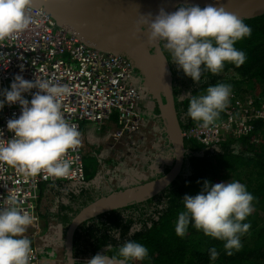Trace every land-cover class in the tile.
Wrapping results in <instances>:
<instances>
[{
  "label": "clouds",
  "instance_id": "obj_1",
  "mask_svg": "<svg viewBox=\"0 0 264 264\" xmlns=\"http://www.w3.org/2000/svg\"><path fill=\"white\" fill-rule=\"evenodd\" d=\"M30 4L31 0H0V43L35 22L27 12ZM145 17L149 19L139 24L147 25L149 41H163L171 57L169 61L196 84L204 73L215 76L226 63L240 67L246 61V53L235 44L250 36L251 28L224 7L213 3L203 8L182 4L173 12L161 8L154 18L150 14ZM32 89L37 91L29 100L24 94ZM71 93L68 84L37 78L31 81L17 74L10 88L0 91V111L5 105L20 107L19 116L14 114L6 121L12 137L4 139V129H0V163L16 168L25 177L42 172L56 179L70 177L74 161L67 153L81 144L82 135L62 110V100ZM231 94V85L216 83L210 84L203 94L183 96L189 101L186 115L202 128L214 126L228 106ZM181 200L183 207L178 212L176 235L183 237L191 225L205 236L223 242L228 255L242 247L241 237L250 228L244 221L253 212L254 200L246 185L238 180L220 183L205 180L197 194H185ZM35 219L18 205L15 194L9 195L7 206L0 207V264H29L32 247L24 234ZM119 233L113 229L110 234L117 238ZM209 252L210 259L215 261L219 255L216 248ZM148 255L145 245L126 240L116 246L108 243L104 252L84 264H134L145 261Z\"/></svg>",
  "mask_w": 264,
  "mask_h": 264
},
{
  "label": "trees",
  "instance_id": "obj_2",
  "mask_svg": "<svg viewBox=\"0 0 264 264\" xmlns=\"http://www.w3.org/2000/svg\"><path fill=\"white\" fill-rule=\"evenodd\" d=\"M242 20L251 28V35L238 41L235 47L246 53L245 63L240 67L226 63L223 71L215 76L210 72L204 73L199 84L185 76L182 70L176 75L178 69L169 61L171 57L163 46L173 70L178 117L184 115L185 119L183 130L195 122L186 115L188 99L182 97L177 101L178 93L183 92V96L200 95L210 84L225 83L239 93V89H243L264 95V14ZM178 85L183 86L178 89ZM184 145L185 161L180 174L167 187L151 198L106 211L76 228L73 255L77 264H84L97 253L104 252L108 243L116 246L126 240L140 242L148 248L146 260L134 264H264V120H257L254 131L245 137L225 139L211 145L186 138ZM170 169L171 165L166 166L151 180ZM205 180L212 183L238 180L254 197L253 212L244 221L250 224V228L241 237L242 247L238 251L233 250L231 255L226 253L223 242L205 236L191 225L183 237L175 233L178 212L183 207L181 199L185 194H197ZM58 184L65 187L67 182ZM90 191L82 185L79 193L69 192L73 205L60 204L59 208L65 214H57L63 223L69 222L83 205L98 196L97 192L93 194ZM113 229L120 232L117 238L110 234ZM213 247L219 253L215 261L210 259L209 250Z\"/></svg>",
  "mask_w": 264,
  "mask_h": 264
},
{
  "label": "built area",
  "instance_id": "obj_3",
  "mask_svg": "<svg viewBox=\"0 0 264 264\" xmlns=\"http://www.w3.org/2000/svg\"><path fill=\"white\" fill-rule=\"evenodd\" d=\"M27 12L35 21L29 29L0 43V91L10 88L17 74L31 81L37 78L68 84L72 93L62 100V110L70 124L80 131L81 122L101 123L115 113L117 127L113 136L128 137L132 141L133 134L143 125V115L138 108L140 90L129 81L133 72L131 63L122 56L87 46L76 35L58 26L40 7L29 5ZM239 90L240 93L232 89L230 102L216 125L202 128L194 123L183 130L182 135L202 145L250 135L255 122L264 120V95ZM35 91L37 89L24 94L25 98L30 100ZM14 114L16 117L20 114L18 104L5 105L0 111L4 139L13 135L7 131L6 121ZM82 152L81 141L75 150L67 153L74 163L72 174L66 179L47 177L43 172L35 177H25L16 168L0 163V207L7 206L9 195L15 194L18 205L36 218L32 229H39L37 199L40 184L55 180L85 181ZM31 247L29 264H38V251L33 245Z\"/></svg>",
  "mask_w": 264,
  "mask_h": 264
},
{
  "label": "water",
  "instance_id": "obj_4",
  "mask_svg": "<svg viewBox=\"0 0 264 264\" xmlns=\"http://www.w3.org/2000/svg\"><path fill=\"white\" fill-rule=\"evenodd\" d=\"M212 3L241 19L264 14V0H31V6L42 8L58 26L76 35L87 46L122 56L138 70L143 78V90L158 102L167 138L176 156L171 169L161 177L102 193L78 210L66 231L69 264H76L73 236L82 222L151 198L167 187L181 170L185 147L176 113L171 70L161 41L150 42L147 25L139 23L149 19L145 17L149 14L154 18L161 8L173 12L182 4L204 7Z\"/></svg>",
  "mask_w": 264,
  "mask_h": 264
},
{
  "label": "crops",
  "instance_id": "obj_5",
  "mask_svg": "<svg viewBox=\"0 0 264 264\" xmlns=\"http://www.w3.org/2000/svg\"><path fill=\"white\" fill-rule=\"evenodd\" d=\"M146 124L147 129H150L151 131V134L148 136V138L146 139L145 137H143L146 134L147 130L139 134V132L141 131L139 129L133 134L132 141L134 143H129V141L131 142V140L128 137L115 138L113 136V133L117 127L116 118H114V116L101 123L90 121H83L80 123V132L82 134V150L89 151L90 153L94 154L96 160L97 156H104L105 163L102 169V175H97L99 176V179L103 181L102 185L109 180H113L111 178V175L113 176V178H115L113 182L121 179L123 173L120 170H126L124 169V166L127 165L126 160H129L130 164L132 165V171H136L139 169L137 167H134L135 165H142L141 167L143 168L147 163V167L149 165V168H151L150 165H152L153 162H156V159L153 155L156 154V148L161 146L162 142H159L160 140L157 138L155 132L151 129L150 124ZM142 137L147 144L145 147L146 150L144 149L143 152H135L134 149L138 145H140V138ZM144 144L145 143H143V145ZM119 147L122 148V151H119ZM128 151H131L130 156L132 157L130 158L127 155L129 153ZM133 153L135 155H133ZM111 156H113V158L109 159V157ZM156 156L158 155L156 154ZM107 159L109 160L107 161ZM154 175L157 176L158 173H154ZM95 176L96 173L92 178L94 179ZM129 178L131 179L133 177L131 176ZM63 182H67V185L65 187L58 184ZM76 184L78 185V183L76 182L63 180L43 182L40 184L39 196L37 199L39 229L37 228V230L35 231L29 227L27 229V232L24 234L30 239L31 245H33L38 251V264H69L65 242L66 231L72 218L70 219L69 223L65 225L59 219V216L57 214L60 204H65L64 202L70 203L71 194H69V192L73 194L78 191L79 188L76 187ZM123 184L124 183L120 180L117 181L116 186H114L111 191L123 186ZM55 218H57L62 223V225L60 224L61 227L60 231H58V235H56L53 229L55 228V224H57ZM57 226H59V224Z\"/></svg>",
  "mask_w": 264,
  "mask_h": 264
},
{
  "label": "flooded vegetation",
  "instance_id": "obj_6",
  "mask_svg": "<svg viewBox=\"0 0 264 264\" xmlns=\"http://www.w3.org/2000/svg\"><path fill=\"white\" fill-rule=\"evenodd\" d=\"M163 46H164V43H163V41H161L162 51H163ZM168 65H169V62H168ZM169 68L171 70L172 89H173V94H174L175 92H174L173 85H175V83L173 82V79H174L173 70L170 67V65H169ZM174 69H176V68L174 67ZM178 73H179V70H177V72H176L177 76H178ZM129 81H130V83H132L135 87H137L140 90V97H139V100H138V108H139V111L141 112V114L143 115V125L140 128L141 131L139 132V134L143 133V131L147 130L146 134L143 137H145L146 139L148 138V136L151 134V131H150V129H147V127H146L147 124L146 123H149L151 129L155 132L157 138L160 140L159 142H162V143H161V146L156 148L155 153L158 156H156V154L153 155L154 158L156 159V162H153L152 165H150L151 168L147 167V163L144 165L143 168L141 167L142 165L141 166L135 165L134 167L139 168L138 170L132 171L133 169L131 170V169L128 168V170L126 169V171L123 172L121 179H119V177H118V179L121 182L124 183L123 184L124 187H130V186H134V185H137V184H141V183H143L145 181H149V180H151L152 177H156V175H154V173L162 172L163 169L166 166H168V165L172 166V164L176 161L174 148H173V145L168 141V138H167L168 137V133L166 131L167 130L166 129V124H165V122L163 120V117L160 115V109H159V105H158L157 100L152 96L151 93L145 92L143 90V88H142L143 78H142V76L140 75V73L138 72L137 69H133L132 76H131ZM182 86L183 85H178L177 87H178V89H181ZM177 95H178L177 101H179L183 97L184 93L181 92V93H178ZM162 97H164V96H162ZM174 101H175V96H174ZM175 107H176V104H175ZM176 113H177V117H178V109H176ZM178 122H179V125L181 127V130H183L182 126L185 123L184 115H182L181 117H178ZM143 137L140 138V145H142L141 146L142 152H143V150L145 149V147L147 145L146 141L143 140L144 139ZM183 138L186 139L188 137H184L183 136ZM143 143H145V144L143 145ZM184 147H185V145H184ZM119 151H122V148L119 147ZM129 153H131V151ZM133 155H135V154L133 153ZM112 158H113V156L109 157V159H112ZM109 159H107V161ZM184 161H185V153H184V158H183V161H182V165H183ZM97 162H98V168L96 169L95 178L93 179L91 177V179H89V180L85 179V181L79 182L78 185L76 184V187L80 188L82 185H84L89 190H91L93 194H95L97 192V194L99 196L102 193L110 192L111 189L114 188V186H116V183L119 180H116V182H113V180L115 178H113V176L111 175V178L113 180H109L108 182L103 183V185H102V183H101V181L99 179V176H97V175H102V169H103V166H104V163H105L104 156L103 157H98L97 156ZM181 168H182V166H181ZM179 174H180V172L176 175V177ZM131 176L133 178L130 179L129 177H131ZM91 191H90V193H91ZM77 192L79 193V189H78ZM95 197H97V196H95ZM64 203H65V205L72 204L71 200H70V203H66V202H64ZM58 213L61 216L65 214L62 211V209H60V208L58 209ZM55 219L57 221V224H55V228H53V229H54L56 235H58L59 234L58 231H60V227H61L62 223L57 218H55ZM68 223L69 222L64 223V224L67 225ZM58 224H59V226H57Z\"/></svg>",
  "mask_w": 264,
  "mask_h": 264
},
{
  "label": "rangeland",
  "instance_id": "obj_7",
  "mask_svg": "<svg viewBox=\"0 0 264 264\" xmlns=\"http://www.w3.org/2000/svg\"><path fill=\"white\" fill-rule=\"evenodd\" d=\"M114 115H115V113H114ZM134 139V138H133ZM129 143H134L133 141H129ZM137 146V145H136ZM135 146V147H136ZM83 152H82V160H83V165H84V170H85V179L86 180H89V179H91V177H93L94 175H95V169L97 168V166H98V162H97V160H96V158H95V155L94 154H92V153H90L89 151H85V150H82ZM134 151L135 152H140V151H142V149H141V145H138L135 149H134ZM128 155V157L130 158V157H132V156H130V153H128L127 154ZM126 162H127V165L125 166V168L124 169H127L128 170V168L129 169H133V167H132V165L130 164V162H129V160H126ZM127 167V168H126ZM120 171H122V173L124 172V171H126V170H120ZM121 173V174H122ZM101 181V183L103 182L102 180H100ZM30 228H32L31 226H30Z\"/></svg>",
  "mask_w": 264,
  "mask_h": 264
}]
</instances>
